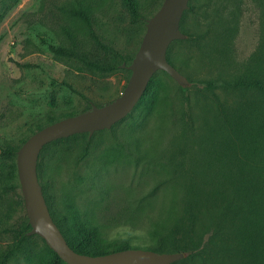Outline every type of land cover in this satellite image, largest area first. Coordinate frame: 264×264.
Returning <instances> with one entry per match:
<instances>
[{
	"label": "rangeland",
	"instance_id": "374dc122",
	"mask_svg": "<svg viewBox=\"0 0 264 264\" xmlns=\"http://www.w3.org/2000/svg\"><path fill=\"white\" fill-rule=\"evenodd\" d=\"M163 1L136 0L144 20ZM72 7L88 11L90 26L69 13ZM144 20L132 21L126 0H0V251L16 244L11 229L28 217L18 150L32 130L51 117L109 103L131 75L127 68L100 73L54 52L51 46L69 42L62 28L94 57H104L94 30L130 64L146 30ZM181 23L193 39L173 41L167 54L189 83L158 71L154 110L135 106L109 129L49 146L38 158V182L58 211L71 198L108 241L132 246L149 245L152 220L181 212L189 199L198 223L207 227L205 264L213 259L248 264L232 247L237 222L224 204L238 199L243 170H249L253 186L264 189V137L246 144L229 121L241 107L254 122L250 111L264 108V91L197 88L214 79L264 81V0H190ZM10 148L17 154H4ZM251 196L249 217L256 221L264 211V194ZM41 238L24 242L7 264H44L50 253Z\"/></svg>",
	"mask_w": 264,
	"mask_h": 264
},
{
	"label": "trees",
	"instance_id": "16d2710c",
	"mask_svg": "<svg viewBox=\"0 0 264 264\" xmlns=\"http://www.w3.org/2000/svg\"><path fill=\"white\" fill-rule=\"evenodd\" d=\"M126 2L131 13L132 21L138 23L144 20L143 15L138 10L136 0H126ZM69 13L90 26L91 19L86 9L72 7L69 9ZM147 19L144 20V25H146ZM181 25L183 26V23H181ZM90 28L92 29V27ZM62 29L68 37L69 42L66 45L51 46L54 52L65 57L77 59L89 68L105 74L114 72L120 68H125L122 67L123 63L127 65L129 64L119 50L98 39L99 37L94 30L90 29L92 37L99 48L105 52L104 57H94L90 47H87L82 41H79L66 27ZM182 32L187 35V38L175 41L182 42L193 39L192 33H189L187 29H184V31L182 30ZM168 59L174 66H176L169 56ZM153 82L152 78L150 82H148L149 85L145 90L144 95L136 105L144 107L147 113L154 110L158 96V89ZM201 82H203V86H198L197 90L199 92L213 91L216 88L231 89L234 91L244 87H259L264 91V81L253 77H239L228 81L224 79H214ZM187 89L188 87L186 86L182 87L184 92H186ZM91 107L92 105L83 112L91 109ZM250 112L251 118L255 119L254 122H249L247 120V114H244V110L241 107L236 108L234 121H229V123L233 124V129L236 128L235 134L238 135L241 140H245L246 144H250L257 135L260 137L263 135L262 137H264V108L261 110L255 108ZM77 114L78 113L76 112H72L63 114L60 117H51L44 125H38L36 130H32V133L42 129L48 124H52L60 119ZM86 134V132H83L53 140L43 147L42 152L47 150L51 145L60 142L67 143L70 140L76 139L78 136ZM25 140L26 139H24V141ZM17 150L18 149L10 148L3 152L4 154L15 155L17 154ZM248 172L249 170H243L242 175L239 178V188L236 191L238 199L235 201H232V199L226 201L224 208L230 213L231 220L237 222L234 232L236 240L232 244V247L236 246L235 252L238 253L242 260L248 262V264H264V211L260 212V218L256 221L251 220L249 217L251 213L249 206L254 199L251 194H264V189L258 188L256 185L253 186V183L251 182L252 179H249L251 176L247 175L249 174ZM191 190L192 188H190V191ZM261 197L263 198V195H261ZM46 199L50 207L51 215L62 231L68 244L79 253L100 255L130 247H139L151 249L159 253L171 251L188 253L185 258L172 264H205L202 252H204L203 240L207 227L203 222L198 223L197 215L195 213L196 210L191 206L189 199L186 201L181 212L174 213V210H172L173 214L169 213L165 218L158 217L152 220L151 228L149 230V236H151L152 241L147 246H132L129 243H112L102 235L103 233L95 223L83 215V212L77 207L73 199L70 198L67 200L62 211H58L49 198L46 197ZM236 201L239 202L236 203ZM196 208L199 210V206ZM213 209L217 210L216 207ZM31 228L28 217H25L18 227L11 229V232L14 233L16 237L18 236V240H16V244L13 247L5 251H0V264H7L11 256H13L15 251L20 248L24 242H28L34 236H38L27 234ZM41 239L50 253L44 264H67L53 249L49 247L43 238ZM227 245H230V243ZM211 264H217L216 259H213Z\"/></svg>",
	"mask_w": 264,
	"mask_h": 264
},
{
	"label": "water",
	"instance_id": "95a60500",
	"mask_svg": "<svg viewBox=\"0 0 264 264\" xmlns=\"http://www.w3.org/2000/svg\"><path fill=\"white\" fill-rule=\"evenodd\" d=\"M190 0H164L157 12L149 17L139 48L130 64L131 70L122 93L107 104H92L91 109L60 119L37 130L18 150V170L26 211L31 224L29 235L41 236L68 264H172L185 257L184 252L159 253L151 249L130 247L100 255L75 251L68 244L54 221L42 187L38 182L37 162L43 147L53 140L78 133L94 134L109 129L127 117L138 104L150 80L158 71L167 72L181 85L189 83L187 77L168 59L167 52L175 40L186 39L180 25Z\"/></svg>",
	"mask_w": 264,
	"mask_h": 264
}]
</instances>
